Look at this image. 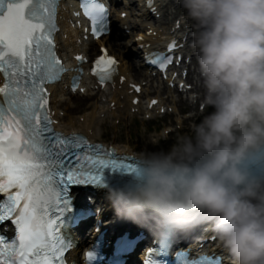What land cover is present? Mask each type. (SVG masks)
Wrapping results in <instances>:
<instances>
[{"label": "clouds", "instance_id": "9594fccd", "mask_svg": "<svg viewBox=\"0 0 264 264\" xmlns=\"http://www.w3.org/2000/svg\"><path fill=\"white\" fill-rule=\"evenodd\" d=\"M206 115L167 148L136 154L134 179L110 188L117 217L158 239L205 224L233 264H264V0H178Z\"/></svg>", "mask_w": 264, "mask_h": 264}, {"label": "snow or ice", "instance_id": "6c2138e0", "mask_svg": "<svg viewBox=\"0 0 264 264\" xmlns=\"http://www.w3.org/2000/svg\"><path fill=\"white\" fill-rule=\"evenodd\" d=\"M57 7L58 0H0V74L5 78L0 86V223L11 220L17 228L15 240L0 235V264H59L70 248L61 237L66 187L98 183L107 168L137 171L125 162L130 157H116L82 135L64 136L52 127L45 85L65 71L55 51ZM82 8L92 35L107 34L106 7L82 0ZM177 47L173 41L166 52L147 54L145 62L165 72L179 61L173 56ZM102 51L94 69L101 84L111 80L117 63ZM186 264L218 261L202 256Z\"/></svg>", "mask_w": 264, "mask_h": 264}, {"label": "bare ground", "instance_id": "6f19581e", "mask_svg": "<svg viewBox=\"0 0 264 264\" xmlns=\"http://www.w3.org/2000/svg\"><path fill=\"white\" fill-rule=\"evenodd\" d=\"M116 3V1H115ZM129 26L135 27L134 22L127 20ZM125 24L124 18H119L118 16L115 17V23L111 25V31L108 33V35L101 38L102 44H105V46L108 48L109 52L116 56V58L120 61V66L118 68L119 73L124 75L126 72H128L131 76H136L139 74V71L137 72V65L134 63V60H130V58H127L124 56L125 49L130 48L132 51L131 55H135L134 52V46L136 44L134 43H122L119 40L121 31L118 30V26H123ZM145 24H148L151 28H153L156 32H158L160 25H155L150 23L149 21L143 22L140 24V26H143ZM65 33L67 36H70V31L64 30L61 32L59 38H60V49L65 51L69 43L67 41L61 40V37ZM164 33H160L158 38H150L145 37L144 42H149L150 44H157L158 41L162 38ZM100 44V43H98ZM91 45V44H89ZM90 48L92 47L89 46ZM127 58V59H126ZM127 88L125 87V84H121L119 88H114L113 93H115L118 97V104H120L121 108L119 111H117L116 114L110 113L106 108H104L103 105L92 106L90 111L87 113H84L82 115L83 120L80 122L77 120L76 117H73L69 114H66L64 117H59V125L63 129H77L86 133H90L91 137L96 139L100 136V124L102 123L104 118L113 116V119H128L132 117V114L128 111L127 101H128V95L126 92ZM88 91V89H87ZM110 89L101 90L99 91V97H105L108 95V92ZM62 98V93L56 91L53 95V105L56 107H60L63 103L60 101ZM89 102V101H88ZM58 111V109H57ZM100 114H103V117H99ZM103 124V123H102ZM120 150L126 149L129 150V142L125 141L123 144L118 145Z\"/></svg>", "mask_w": 264, "mask_h": 264}, {"label": "rangeland", "instance_id": "374dc122", "mask_svg": "<svg viewBox=\"0 0 264 264\" xmlns=\"http://www.w3.org/2000/svg\"><path fill=\"white\" fill-rule=\"evenodd\" d=\"M119 40L122 43H131V39L128 36H122L119 38ZM130 48L125 49V57L130 58V60L134 59L133 55H131L132 51ZM126 58V59H127ZM135 60V59H134ZM71 99L74 101L76 104L75 107L71 108V111L73 114H80L82 111H86L89 108L87 105L89 104L90 98H82L78 99L77 97H71ZM116 120H112V118H106L103 121V124L100 126V134L98 138H106V142H116V143H124V141L127 140L129 144L132 145V147H135L136 145H139L138 151H143L144 148H147L151 142L148 139L145 134H148L147 126H149L150 123H144L141 124L139 121H137L135 118H132L128 124H125L124 121H118V123L115 125ZM133 121V122H132ZM154 125L159 124L158 126H155L153 129L155 132H157V129L159 130L160 128H163L171 123V120L167 123L166 118H162L161 120L158 121H153ZM163 122V123H162ZM188 126V124H186ZM188 129V128H187ZM150 131H153L152 129ZM128 134L130 137H128ZM129 138V139H128ZM122 143V144H123ZM147 150H151V148H147Z\"/></svg>", "mask_w": 264, "mask_h": 264}]
</instances>
